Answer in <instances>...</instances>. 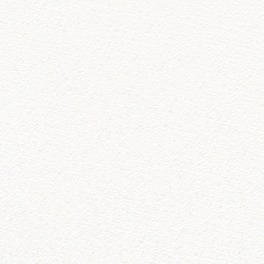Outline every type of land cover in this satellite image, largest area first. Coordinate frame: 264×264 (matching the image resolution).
Listing matches in <instances>:
<instances>
[{"label":"snow or ice","instance_id":"1","mask_svg":"<svg viewBox=\"0 0 264 264\" xmlns=\"http://www.w3.org/2000/svg\"><path fill=\"white\" fill-rule=\"evenodd\" d=\"M0 264H264V0H0Z\"/></svg>","mask_w":264,"mask_h":264}]
</instances>
